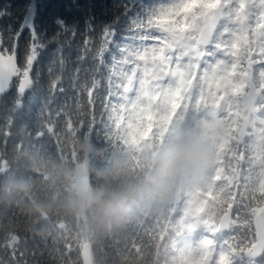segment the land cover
Listing matches in <instances>:
<instances>
[{
	"label": "snow or ice",
	"instance_id": "1",
	"mask_svg": "<svg viewBox=\"0 0 264 264\" xmlns=\"http://www.w3.org/2000/svg\"><path fill=\"white\" fill-rule=\"evenodd\" d=\"M46 7L43 0H0V136L5 147L25 118L28 95L40 86L44 68L49 97L32 125L38 141L46 135L57 137V144L61 134L103 135L115 136L121 146L139 136L144 125L167 121L183 127L201 117L214 122L251 106L261 119L249 132L264 143V0H90L85 5L71 0L61 7L84 8L83 30L78 21L57 14L51 34L42 28ZM66 77L68 89L62 86ZM69 90L71 97L56 103L57 95ZM21 125L22 131L28 129ZM229 151L239 157L241 173L246 167L249 172L264 169V156L257 159L249 144L236 140ZM223 164L203 199L181 197L183 210L176 211L174 221L185 233L192 231L185 227L188 219L198 227L180 264H264V211H255L254 200L241 191L247 190L249 176H225ZM225 181V192L235 187L227 211L225 193L217 190ZM257 191L264 196V179ZM210 208L221 216L219 222L207 217ZM19 241L12 236L0 249L10 264H28L14 247ZM50 241L65 260L71 257L70 243Z\"/></svg>",
	"mask_w": 264,
	"mask_h": 264
},
{
	"label": "trees",
	"instance_id": "2",
	"mask_svg": "<svg viewBox=\"0 0 264 264\" xmlns=\"http://www.w3.org/2000/svg\"><path fill=\"white\" fill-rule=\"evenodd\" d=\"M71 0H43L47 7L42 12V28L49 34L53 30V18L57 14H63L70 20L78 21L81 30L84 28L86 18L83 7L67 8ZM85 5L90 0H77ZM95 3H104L105 0H91ZM97 15L101 9H95ZM27 39L25 33L24 40ZM77 43L81 37L77 36ZM23 43V41H22ZM52 48L44 54L41 67L47 65ZM75 53H73V59ZM49 77L44 68V75L40 86L29 93L24 110L25 118L12 129V137L9 139V161L14 172L7 177L6 187H14L13 190L0 193V249H3L12 234H18L20 242L14 247L24 254V260L28 264H82L80 257V245L90 242L94 264H180L182 254L174 256L173 242L166 236L167 225L149 227L146 219L141 218L145 212L141 207L146 201L134 199L125 200L131 193V186L137 184L143 192L144 198H149L146 185L141 183L143 171L134 175L133 163L124 161L120 155L122 145L117 146V140L94 141V147L90 151V183L91 194L84 199L82 209L74 194L70 190L69 182L74 180L76 165L82 160L84 153V135L70 134L60 135V143L57 137L45 136L42 140H36L32 125L44 106L46 97H49L47 87ZM69 88L67 77L62 85ZM72 92L66 95H57L56 103H63ZM68 103H72L68 99ZM0 103V127L3 126L4 105ZM56 104L52 107L55 108ZM48 109L45 108V112ZM23 123L28 125L26 131H22ZM16 137V133H20ZM19 143H23L29 149L28 155L22 151ZM20 151L18 152V149ZM14 155V156H13ZM20 156L23 159L20 160ZM25 159V160H24ZM49 174V179L44 181V175ZM68 186L73 195L72 205L66 203L63 195L69 193ZM64 189V191L62 190ZM33 201L46 208L47 219H42L33 211ZM34 208V207H33ZM58 211H61L59 214ZM166 217H171L166 214ZM65 220L68 228L62 230L55 223ZM243 223V218L241 221ZM53 225V226H52ZM50 239L59 243H70L72 255L65 260L64 257L53 250ZM35 253V258L32 254ZM0 261L10 264L9 255L0 252ZM22 264V262H21Z\"/></svg>",
	"mask_w": 264,
	"mask_h": 264
},
{
	"label": "flooded vegetation",
	"instance_id": "3",
	"mask_svg": "<svg viewBox=\"0 0 264 264\" xmlns=\"http://www.w3.org/2000/svg\"><path fill=\"white\" fill-rule=\"evenodd\" d=\"M259 119L261 118L257 116L254 108L251 106L247 108L241 106L239 112L232 114L230 117L222 116L214 122L205 120L201 117L199 121L189 119L183 127L174 126L170 133V137L173 138L174 136L179 141L177 155L180 158L179 165L176 167L174 174V181L178 178V185L183 186L185 189L178 194L177 198L174 200L175 203L170 206L160 205L164 199L170 198V195L166 194L162 186L155 185L151 188L150 196V198H154V209L162 211L171 208L182 211L183 204L181 203V197H188V194L194 196L197 200L203 199L204 190L208 189V185H215V177L221 174L217 171V169L221 167V160L224 161L223 167L227 170L223 175L235 177L241 174H247L249 176L247 187V193L249 194L248 198L254 200L252 205L259 206L264 196L260 195L257 191V184L264 174V169H256L255 172H249V169L246 167L244 172L241 173L237 166L239 157H237L233 151H229L230 148L234 147V142L236 140H241L255 149L253 154L257 156V159L264 156V145L257 142L249 132ZM165 123L168 122H160L161 129ZM246 133H249L250 136L247 140H245ZM230 141L233 143L230 144ZM191 155L192 158H194V160L197 159L198 162L192 163L191 159H188ZM229 157L231 158L230 161L228 159ZM184 159L187 160V163H184ZM199 160H201L203 166L207 169L205 172L198 166ZM194 178L198 179L194 181L195 183L193 182ZM235 183H239V181L237 180ZM202 184L207 185V187L205 186V188H202ZM222 185L224 188L221 189L219 186L217 190L225 192V189L228 187L227 181ZM241 191L243 193V188ZM230 192L231 193L228 192V196L224 198V210L227 209V204L233 203L232 197L235 195V187H233ZM178 202H180V204H178ZM218 206L219 205H217V207ZM214 211V208H210L207 215L212 216L218 222L219 214L216 211L214 213ZM188 224L198 225V222L195 220L191 223L186 222L185 226Z\"/></svg>",
	"mask_w": 264,
	"mask_h": 264
},
{
	"label": "rangeland",
	"instance_id": "4",
	"mask_svg": "<svg viewBox=\"0 0 264 264\" xmlns=\"http://www.w3.org/2000/svg\"><path fill=\"white\" fill-rule=\"evenodd\" d=\"M173 128H174V126H170L168 123H165V124L162 126V130H163V132H166V133L168 134V136L170 135V133H171V131H172ZM253 138H254L255 140H257V142H259L261 145H264V143H261V142L259 141V137H258V135H257V136H253ZM175 146H176L175 143H172V147H171V149H172V150H175ZM167 147H169V146H167ZM179 159H180V158H179V156L177 155V157H176V159L174 160V162L170 165L168 171L162 174V178H163V180H162V183H161V184L163 185V187L165 188V190L170 189V190L172 191V196H170V198H168V199H164V200L160 203V205L163 204V205H168V206H170V205L172 204V202L176 199L177 195H178L179 193H181L182 191H184V189H185V188H183V186H179V185H178V178H177L176 181H174V179H175L174 173H175V171H176V167H178V165H179ZM188 159H191V162H192V163H196V162H198L197 159L194 160V158H192V155H191L190 157H188ZM184 163H187V160L184 159ZM198 166H199L204 172H205V170H207V169H205V167L203 166V163L201 162V160H199V164H198ZM197 180H198L197 178H194L193 182H194V181H197ZM194 183H195V182H194ZM202 183H203V182H202ZM192 184H193V183H192ZM193 185H194V184H193ZM205 186L207 187V185L202 184V188H205ZM211 187H212L211 185H208V188H211ZM220 188L223 189L224 186L221 185ZM187 191H189V190H187ZM218 191H219V190H218ZM220 192H222V191H220ZM229 193H231V192H229ZM187 198L189 199V201H196V200H197L194 196H191L190 194H188V197H187ZM214 213H215V211H214ZM207 217H208V218H213V217L210 216V215H207Z\"/></svg>",
	"mask_w": 264,
	"mask_h": 264
},
{
	"label": "water",
	"instance_id": "5",
	"mask_svg": "<svg viewBox=\"0 0 264 264\" xmlns=\"http://www.w3.org/2000/svg\"><path fill=\"white\" fill-rule=\"evenodd\" d=\"M85 159L82 164L77 166V174H76V181L74 184V187L76 188V193L79 196H86L87 195V188L85 185V180L87 179V169H88V163ZM82 252L84 253L82 255L83 263L84 264H92L91 259V252L89 247H85Z\"/></svg>",
	"mask_w": 264,
	"mask_h": 264
}]
</instances>
